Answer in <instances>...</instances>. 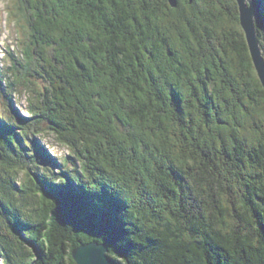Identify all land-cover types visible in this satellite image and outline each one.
I'll use <instances>...</instances> for the list:
<instances>
[{
    "label": "trees",
    "instance_id": "obj_1",
    "mask_svg": "<svg viewBox=\"0 0 264 264\" xmlns=\"http://www.w3.org/2000/svg\"><path fill=\"white\" fill-rule=\"evenodd\" d=\"M6 3L22 37L0 68L3 264H75L93 241L116 264H264V89L237 8L217 12L240 31L228 52L214 0ZM45 129L69 151L51 167Z\"/></svg>",
    "mask_w": 264,
    "mask_h": 264
},
{
    "label": "rangeland",
    "instance_id": "obj_2",
    "mask_svg": "<svg viewBox=\"0 0 264 264\" xmlns=\"http://www.w3.org/2000/svg\"><path fill=\"white\" fill-rule=\"evenodd\" d=\"M180 1V0H178ZM184 2H188L189 5H192L193 4V1L190 3L189 0H183ZM255 3L257 4V0H254ZM168 2V0H167ZM220 2V4L218 3ZM224 5H221V0H214V21H212L210 24H209V27H210V31H211V38L213 36H215L216 38H224L225 36V42H226V50L229 52V50H232L231 49V44L234 43V42H238L239 41V32L237 27L234 25V21H229L227 18L228 17H225V19L223 20L222 19V16H219V13L218 10H222L228 14H230L228 12L229 11H233L235 10V8H237V14H238V19H239V11H238V5H237V2L236 0H223ZM229 3L230 5L227 6L226 3ZM6 0H0V68H3L5 69V67L7 66V63L8 62V59L7 57L4 56V52H5V47H13L16 45V42L18 43L17 41V35H19L20 37L18 38H21L22 34H21V31H16L17 29L12 25V23L10 22V19L8 18L6 12ZM169 4V2H168ZM170 8L172 9H176L174 7H172L170 4H169ZM263 8V7H262ZM257 12V11H256ZM263 12H264V9H263ZM257 14V13H256ZM217 15V17H216ZM219 16V17H218ZM227 16V14H226ZM234 15H232L233 17ZM228 20V22H227ZM239 28L242 30V33H243V36H244V39H245V34H244V31L240 25V21H239ZM230 33H234L235 35H231ZM203 38L205 37V32L202 33L201 35ZM261 36H262V42H263V45H264V33L262 34L261 33ZM192 38V37H191ZM203 40V39H202ZM201 40V41H202ZM246 41V40H245ZM227 43H229V45H227ZM168 56H169V53H168ZM255 72V73H254ZM252 73V72H251ZM253 73L256 74L257 76V73L254 69V66H253ZM258 78V76H257ZM210 85V84H209ZM28 98H29V94L26 92V91H23L22 93L19 94V92H17V94H14L12 96V106L10 108V113L12 115H16L17 117L19 118H26L29 114H28V111L26 110L27 107H28ZM1 107L4 109V106H2L1 102H0V110H1ZM8 110H9V107H6ZM2 124V120H0V125ZM44 127V125H42ZM18 132H19V129H17ZM47 132L45 133H42V134H38L37 132L35 131H32L31 134H30V138H32L37 144H38V147L41 149L40 150V154L41 155H45V162L48 163L51 167V164L54 162H58L59 159H63L66 155H68L69 151L66 147L62 146L56 139V137L52 134V132H50L49 130L45 129ZM2 161V156H1V153H0V162ZM53 163V164H54ZM19 181H23V178L22 177V173L19 175ZM1 201V200H0ZM23 217H27V216H23L22 215V218ZM27 220V219H26ZM24 223H26L25 221H23ZM4 231L6 233L4 234H10L8 233L7 230L4 229ZM24 236V235H23ZM25 237V236H24ZM26 241H28L27 238H25ZM36 252L37 254L39 253L37 248H36ZM13 260V259H12ZM22 263V260H19L17 259L16 261L13 260V264H21ZM0 264H3L2 260H1V253H0Z\"/></svg>",
    "mask_w": 264,
    "mask_h": 264
},
{
    "label": "water",
    "instance_id": "obj_3",
    "mask_svg": "<svg viewBox=\"0 0 264 264\" xmlns=\"http://www.w3.org/2000/svg\"><path fill=\"white\" fill-rule=\"evenodd\" d=\"M168 2L174 8L178 5V0H168ZM189 2L191 3L192 0H189ZM236 2L239 11V21L245 34L249 55L264 89V57L256 23V3L254 0H236ZM169 56H171V53H169ZM71 257L75 264H116L109 256L108 246L96 241L80 244L72 249Z\"/></svg>",
    "mask_w": 264,
    "mask_h": 264
},
{
    "label": "bare ground",
    "instance_id": "obj_4",
    "mask_svg": "<svg viewBox=\"0 0 264 264\" xmlns=\"http://www.w3.org/2000/svg\"><path fill=\"white\" fill-rule=\"evenodd\" d=\"M159 80V79H158ZM154 86V85H153ZM260 116V115H259ZM233 122V121H232ZM126 161V160H125ZM37 216V215H36Z\"/></svg>",
    "mask_w": 264,
    "mask_h": 264
},
{
    "label": "flooded vegetation",
    "instance_id": "obj_5",
    "mask_svg": "<svg viewBox=\"0 0 264 264\" xmlns=\"http://www.w3.org/2000/svg\"><path fill=\"white\" fill-rule=\"evenodd\" d=\"M260 44H261V42H260Z\"/></svg>",
    "mask_w": 264,
    "mask_h": 264
}]
</instances>
